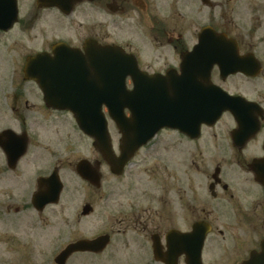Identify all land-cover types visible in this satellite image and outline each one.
I'll return each instance as SVG.
<instances>
[{
	"label": "flooded vegetation",
	"instance_id": "1",
	"mask_svg": "<svg viewBox=\"0 0 264 264\" xmlns=\"http://www.w3.org/2000/svg\"><path fill=\"white\" fill-rule=\"evenodd\" d=\"M246 2L241 13L240 0H0V57L22 51L18 65L8 69L0 59V68L18 72L23 79L28 57L41 54L58 59L60 50V56L86 71L91 70L93 47L115 46L135 58L141 73L155 78L169 72L170 78L163 82L179 85L182 72L188 69L182 66L183 59L199 44L203 28L211 27L217 32L214 36L227 38L214 44L221 58L211 66L209 79L238 99L233 111L224 112L213 125L203 124L190 132L158 129L122 165L123 136L110 122L116 169L122 170L113 173L116 163L107 152L94 149V161L82 160L96 167L99 177L87 182L105 190L100 169L106 166L127 183L118 184L121 191L115 198L106 190L96 192L99 202L112 212L103 221V231L73 238L62 246L58 234L53 237L47 245L50 264H61L57 258L68 244L103 235L108 236L104 245L100 241L92 248L76 249L63 264H264V0ZM125 82L133 87L130 77ZM22 84H11L7 92L14 102L11 124L0 120V213L41 217L38 225L27 224L37 231L42 229L44 213L61 200L60 170L73 165L70 154L74 151L65 145L68 156L44 161L42 147L31 142L32 121L65 116L74 131L75 118L70 111L49 107L34 81ZM26 89L33 90L38 102L26 100L25 108H18ZM5 131H11L10 136L3 135ZM28 156L29 163L24 160ZM154 156L163 171L164 192L157 191L161 186ZM24 161L25 167L34 166L33 171H19ZM256 161H260L258 169ZM132 167L135 174H147L148 184L138 182L139 176L124 177ZM55 171L63 188L52 203L58 184L51 179ZM40 188L43 194L37 199ZM20 189L21 194L16 191ZM93 206L86 201L80 216L90 215Z\"/></svg>",
	"mask_w": 264,
	"mask_h": 264
},
{
	"label": "water",
	"instance_id": "2",
	"mask_svg": "<svg viewBox=\"0 0 264 264\" xmlns=\"http://www.w3.org/2000/svg\"><path fill=\"white\" fill-rule=\"evenodd\" d=\"M11 11L14 16V4ZM213 33V29L205 28L202 34L206 35L201 36L200 44L184 59V65H187L188 69L183 72L179 85L173 84L172 89L182 87L187 93L175 102L169 99V87L166 83L158 77L154 79L142 75L131 56L111 47L94 49L91 55V70L86 71L77 68L78 64L68 57L60 56V50L56 52L58 59H50L45 55L31 57L25 67V76L40 84L47 103L56 105V98L65 101L62 107L74 109L77 124L95 139L94 144L109 150L107 121L101 112L102 105H106L110 117L124 135L126 152L129 153L150 137L149 133H145L150 121L155 120L156 129L163 126L198 129L202 123L213 124L223 111H231L234 108L233 104L237 99L227 97L208 80L210 65L221 58V51L214 44L224 40L223 37L209 36ZM69 66L74 69H68ZM82 66L84 68V64ZM198 67L202 70L195 69ZM128 75L137 84L132 91L125 89V78ZM196 75H203L205 79L198 81ZM71 90L75 93V99L73 102H67ZM126 107L133 114L131 118L124 116ZM180 107L185 126L180 125V116L173 114L177 109L180 110ZM175 121L178 126H174ZM128 158L129 156H124L123 161ZM86 168L89 170L84 164L78 167V172L83 177H86ZM97 241H104V238L80 240L69 246L61 258L65 259L74 249L90 248L92 243Z\"/></svg>",
	"mask_w": 264,
	"mask_h": 264
},
{
	"label": "rangeland",
	"instance_id": "3",
	"mask_svg": "<svg viewBox=\"0 0 264 264\" xmlns=\"http://www.w3.org/2000/svg\"><path fill=\"white\" fill-rule=\"evenodd\" d=\"M246 0H240L241 13L245 12ZM254 1V0H251ZM223 10L227 14V7L224 4ZM229 10V7H228ZM222 15V10H221ZM20 50L9 51L7 55L4 53L0 59L9 68L18 65L17 60L20 59ZM1 56V55H0ZM0 120L2 124H11V116L13 113L14 102L10 100L7 96V92L10 91L11 84L13 86L16 83L22 86L21 74L18 72L5 71L0 68ZM24 86L30 87L31 84H25ZM22 89H20L21 91ZM26 94V97H25ZM28 104L38 102L35 99V95L32 89H26V92L22 96L20 103H17L18 108H25V101ZM72 121L65 116H61L54 120L53 118L47 119L46 121L41 119H35L32 121L31 128L34 132H31L32 144H38L43 149V160L44 161H55L68 156V149L74 152L70 154L73 165L71 167H63L60 170V177L64 183V191L61 196V200L58 205L53 207V210L46 211L43 215L42 229L33 230L27 226V224H32L34 226L38 225V220L36 215L32 213H26L18 216H7L0 213V264H50L52 263L51 250L47 249V245L53 240V237L58 234L59 246H62L73 238H78L80 236H93L105 229L104 219L108 214L112 212L105 209L102 202H99L97 193H102L107 191L112 198H115L121 189L118 184L127 183V180H119L115 175H112L106 166H101V175L103 182L107 188L105 190L97 189L91 186L87 181L81 179L75 171V166L79 163L82 158L95 160L97 157L96 152L92 146V141L87 136L82 134L77 128L76 124L74 131L71 130ZM220 127L223 129L224 124ZM113 128L111 127V130ZM68 145L70 148L67 149ZM170 149L169 147H167ZM51 150V151H50ZM51 153V154H50ZM54 155V156H53ZM157 160L156 166V177L158 179V184L161 189H157L158 192L163 191V171L159 164V159L154 156ZM144 159V157H143ZM28 160V163L32 160ZM154 161V158L151 161ZM26 161L20 165L19 171L26 172L27 170L33 171V165L28 164L26 167ZM6 176V175H5ZM10 176V175H9ZM8 176V177H9ZM15 176V174H13ZM139 176L138 182L147 183L148 176H144L141 172L135 174V169H129L125 178ZM16 177V176H15ZM188 177L184 176L185 179ZM17 178V177H16ZM174 181L173 178L170 179V183ZM176 186L180 185V180L176 177ZM126 187V185H125ZM19 194L22 190H16ZM137 193H139L137 191ZM252 196V195H251ZM249 196L248 199L251 197ZM86 201H91L93 206V211L90 215L85 217L80 216L82 206ZM176 201V196L173 195V202ZM80 220V221H79ZM41 222V221H40ZM54 247L52 249V252ZM32 255V258L29 257ZM42 258V261H41Z\"/></svg>",
	"mask_w": 264,
	"mask_h": 264
}]
</instances>
